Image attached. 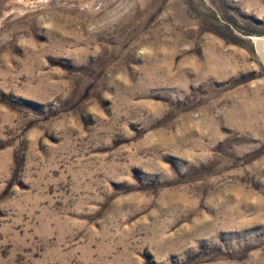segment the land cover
Returning <instances> with one entry per match:
<instances>
[{
  "label": "rangeland",
  "instance_id": "1",
  "mask_svg": "<svg viewBox=\"0 0 264 264\" xmlns=\"http://www.w3.org/2000/svg\"><path fill=\"white\" fill-rule=\"evenodd\" d=\"M264 0H0V264H264Z\"/></svg>",
  "mask_w": 264,
  "mask_h": 264
},
{
  "label": "bare ground",
  "instance_id": "2",
  "mask_svg": "<svg viewBox=\"0 0 264 264\" xmlns=\"http://www.w3.org/2000/svg\"><path fill=\"white\" fill-rule=\"evenodd\" d=\"M255 42L258 47V50L260 51L261 55L264 58V38L263 37H255Z\"/></svg>",
  "mask_w": 264,
  "mask_h": 264
}]
</instances>
